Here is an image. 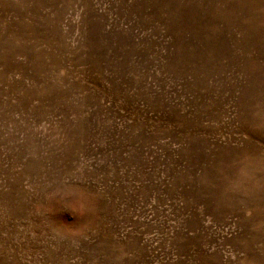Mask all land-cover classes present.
I'll return each instance as SVG.
<instances>
[{
  "label": "rangeland",
  "instance_id": "obj_1",
  "mask_svg": "<svg viewBox=\"0 0 264 264\" xmlns=\"http://www.w3.org/2000/svg\"><path fill=\"white\" fill-rule=\"evenodd\" d=\"M257 104L264 0H0V264H264Z\"/></svg>",
  "mask_w": 264,
  "mask_h": 264
},
{
  "label": "clouds",
  "instance_id": "obj_2",
  "mask_svg": "<svg viewBox=\"0 0 264 264\" xmlns=\"http://www.w3.org/2000/svg\"><path fill=\"white\" fill-rule=\"evenodd\" d=\"M250 125L253 130L264 133V106L257 104L250 114ZM264 169V160L253 161L251 158L245 157L238 162L236 173L232 178H228L231 189L245 192L244 185L247 181L252 180L257 171ZM62 195V199L57 202L62 203L68 197L72 198V202L67 205L72 212L80 217H86L93 211L91 198L85 192L68 186L67 181L63 182L62 188L48 194V198L55 200ZM88 231V225H82L80 228L71 230V235H80L86 238L85 233Z\"/></svg>",
  "mask_w": 264,
  "mask_h": 264
}]
</instances>
